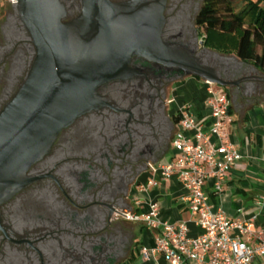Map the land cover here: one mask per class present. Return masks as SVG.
Wrapping results in <instances>:
<instances>
[{
    "label": "flooded vegetation",
    "instance_id": "obj_1",
    "mask_svg": "<svg viewBox=\"0 0 264 264\" xmlns=\"http://www.w3.org/2000/svg\"><path fill=\"white\" fill-rule=\"evenodd\" d=\"M202 1L43 0L62 68L80 76L71 96L81 112L0 191V264H120L136 248L137 223L121 211L171 150L178 87L199 62L223 73L200 53ZM29 13L26 0H0V113L38 58Z\"/></svg>",
    "mask_w": 264,
    "mask_h": 264
},
{
    "label": "built area",
    "instance_id": "obj_2",
    "mask_svg": "<svg viewBox=\"0 0 264 264\" xmlns=\"http://www.w3.org/2000/svg\"><path fill=\"white\" fill-rule=\"evenodd\" d=\"M199 41L204 42V35ZM204 105L210 116L207 125L196 119L190 102L177 105L171 141L176 154L148 165L149 177L132 195L133 210L121 212L154 234L153 245L140 248L143 260L160 254L166 264H264V227H254L255 216L228 217L220 207L213 211L208 200L207 182L211 181V193L220 195L241 155L228 132L233 118L224 88L205 81ZM170 180L186 191L182 200L191 216L188 221L200 230L194 236L187 221L161 219L158 201L148 196L151 188Z\"/></svg>",
    "mask_w": 264,
    "mask_h": 264
},
{
    "label": "crops",
    "instance_id": "obj_3",
    "mask_svg": "<svg viewBox=\"0 0 264 264\" xmlns=\"http://www.w3.org/2000/svg\"><path fill=\"white\" fill-rule=\"evenodd\" d=\"M211 50L219 54L224 64L242 71L228 77L231 85L223 87L230 98L233 118L228 132L241 158L228 175L220 195L214 196L211 193V181L207 182L205 188L208 200L213 211L220 207L231 218L239 216L247 219L255 216L254 227H264V70L239 60L232 53ZM205 81L200 77L188 78L179 85L178 94L181 98L179 104L190 102L196 119L207 125L210 116L204 105ZM175 154L171 149L161 161H168ZM148 177L149 173L143 176L141 183ZM185 194V189L179 183L170 180L151 188L148 196L158 201L161 219L169 222L187 221L189 234L194 236L200 230L188 221L191 216L182 200ZM137 226L136 248L120 264H166L160 254L151 256L149 260L142 259L140 248L151 247L154 234L140 224Z\"/></svg>",
    "mask_w": 264,
    "mask_h": 264
},
{
    "label": "water",
    "instance_id": "obj_4",
    "mask_svg": "<svg viewBox=\"0 0 264 264\" xmlns=\"http://www.w3.org/2000/svg\"><path fill=\"white\" fill-rule=\"evenodd\" d=\"M30 9L31 32L39 49L36 64L24 88L0 113V191L10 183L14 173L36 155L42 153L59 128L81 112L78 95L72 94L71 83L80 76L63 69V49L57 17L43 0H26ZM157 40V38H156ZM170 52L173 54V49ZM201 54H219L207 47ZM189 61L190 56L187 54ZM220 59V57H218ZM223 60V59H222ZM225 64L223 76L215 75L212 67L199 62L193 74L221 87L231 84L228 74L236 71ZM67 95L69 102H67ZM74 99V100H73Z\"/></svg>",
    "mask_w": 264,
    "mask_h": 264
},
{
    "label": "trees",
    "instance_id": "obj_5",
    "mask_svg": "<svg viewBox=\"0 0 264 264\" xmlns=\"http://www.w3.org/2000/svg\"><path fill=\"white\" fill-rule=\"evenodd\" d=\"M196 21L205 46L264 70V7L259 0H247L239 12L229 0H203Z\"/></svg>",
    "mask_w": 264,
    "mask_h": 264
},
{
    "label": "rangeland",
    "instance_id": "obj_6",
    "mask_svg": "<svg viewBox=\"0 0 264 264\" xmlns=\"http://www.w3.org/2000/svg\"><path fill=\"white\" fill-rule=\"evenodd\" d=\"M234 8L235 11L239 12L243 9L245 2H247V0H229ZM259 4L264 7V0H259ZM202 33V32H201ZM200 33V36L203 35ZM178 101H181V98L178 94Z\"/></svg>",
    "mask_w": 264,
    "mask_h": 264
}]
</instances>
